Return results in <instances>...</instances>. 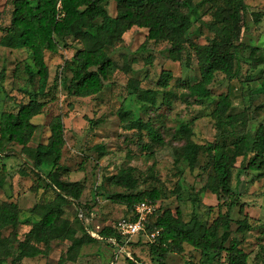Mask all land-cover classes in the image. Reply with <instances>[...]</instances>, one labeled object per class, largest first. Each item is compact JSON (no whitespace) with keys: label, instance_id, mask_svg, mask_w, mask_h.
Listing matches in <instances>:
<instances>
[{"label":"trees","instance_id":"16d2710c","mask_svg":"<svg viewBox=\"0 0 264 264\" xmlns=\"http://www.w3.org/2000/svg\"><path fill=\"white\" fill-rule=\"evenodd\" d=\"M11 0L9 25L0 26V51L24 50L29 53L31 66L27 68L29 82H37V89L29 94L27 103L19 106L16 112L0 111V158L7 157L12 145L21 146L23 166L29 168L32 175L43 181L45 187L54 193V197L46 202L33 206L31 213L37 216L22 239L18 237L20 226V208L16 200H5L0 204V264H22L25 258L49 256L53 242L69 244L66 255L76 260V255L82 247L99 241H111L117 252H125L126 239L120 235L117 224L115 227H104L96 236L84 226L83 210L80 200L84 186L80 182L63 180L68 169L61 164L62 151L65 146L63 116L57 115L49 123L50 135L45 144L32 148L29 143L38 125L33 118L41 115L46 103L41 99L48 96L46 91L49 70L45 55H56L61 46H67L68 40L80 45L75 52L71 68V78L66 87L69 97L89 98L102 92L109 83V69L114 62L109 52L123 42V35L136 27L147 30L146 41L167 43V52L172 59L184 61L188 65L191 58L197 62L200 80L186 86L187 97L201 105L210 100L215 86L217 74L232 81L239 77V64L236 53L244 46L239 41L242 33V11L245 10L244 0H222L221 5L211 4L202 15L211 16L205 21L199 14V9L210 0ZM114 3L115 16L109 12ZM264 13L254 16L258 23ZM1 17V15H0ZM193 23L203 26L212 38L205 44H196L187 38ZM248 60L256 62L255 66L264 61V49L249 47ZM176 57V58H175ZM129 71L127 62L122 67ZM264 70V69H263ZM3 78V70L0 72ZM170 72H162L157 85L166 89L172 80ZM135 96L142 102V108L148 110L156 107V92L144 90L137 83H131ZM259 91L264 95V77L259 81ZM231 94L228 90L217 96L210 117L219 131L220 139L226 133L231 142H214L201 145L193 140L192 125L186 122L178 123L172 134V139L179 146L173 148L177 162H185L190 171L201 169L206 176L203 190L215 195L219 203L227 205V212L219 215L211 224L206 225L194 218L191 227L182 218V213L176 209L162 211L156 207L155 212L145 221L143 234L157 232L153 242L149 244V256L152 264H165L171 253L182 254L184 245H190L199 250L203 256L218 257L222 252L228 255L229 264H247L248 256L239 248L238 242L229 240V213L234 207L242 210V205L234 198L231 186L233 171L238 159L239 172H255L259 178H264V124L249 131L245 124L244 131L233 133L240 122L241 116L229 114ZM120 120L124 128L130 131L145 132L149 141L148 147H163L165 141L159 131L149 122L140 119L133 120L132 115L120 112ZM222 135V136H221ZM217 140V136H216ZM144 148V147H142ZM206 158V164L200 166V158ZM50 160L51 168L42 174L43 166ZM135 169L126 166L109 179L113 186L126 192L113 194L110 199L126 207V217L135 220V206L140 202L157 205L161 193L157 189L136 191L138 180L134 177ZM20 174L26 173L20 170ZM3 180L0 179V186ZM69 203L78 205V218L70 222L64 217V207ZM122 220V219H121ZM250 228L247 219L238 222L237 232L243 233ZM11 229V233L2 237V232ZM222 231L221 233L219 231ZM81 235H78V234ZM129 244V243H128ZM128 264L137 262L127 256ZM61 256L58 264H64ZM75 264H80L75 262Z\"/></svg>","mask_w":264,"mask_h":264},{"label":"rangeland","instance_id":"374dc122","mask_svg":"<svg viewBox=\"0 0 264 264\" xmlns=\"http://www.w3.org/2000/svg\"><path fill=\"white\" fill-rule=\"evenodd\" d=\"M201 1L195 0L194 3ZM244 3L243 28L239 40L244 47L236 53L239 77L228 81L223 74H217L211 99L201 105L188 98L185 90L186 86L200 80L194 57L188 65L184 61L172 59L167 52V43L146 41L145 29H130L123 35L122 44L109 52L114 62V66L109 69L111 79L101 93L89 98L69 97L66 92L73 57L80 48L77 42L68 40L67 46L65 42L58 54L45 55L49 70L46 87L48 96L41 99L46 103L43 113L32 120L38 128L29 146L35 148L45 144L50 135V121L57 115L63 116L65 146L61 164L68 169V173L62 179L83 184L84 191L79 202L83 210L81 218L92 236H96L104 227H115L127 215L126 207L110 199L113 194L126 191L109 183L110 177L126 166L135 169L133 175L138 180L136 191L159 190L161 200L156 206L162 211L171 210L173 214L179 209L183 220L190 227L194 218L211 225L219 215L227 212L225 203L220 204L215 195L203 190L206 176L202 170L198 168L190 171L185 162L176 161L173 148L182 143L173 140L172 134L178 123L186 122L192 125L196 143L207 145L216 141L229 144L232 137L226 133L219 140V131L210 117L217 96L228 90L232 101L229 114L242 116L233 129L227 127L226 130L237 134L244 131L245 124L249 125V131L264 124V95L259 91V81L264 77V61L255 66L256 62L248 60L249 47L264 49V15L258 23L254 21L255 14L264 13V0H244ZM211 4L221 5L222 0L206 2L200 7L199 14L202 15ZM10 12L11 0H0V26L9 25ZM109 12L115 16L114 3L110 5ZM202 16L205 21L212 19L209 15ZM187 38L196 44H205L212 35L199 23H193ZM125 62L130 68L127 72L122 68ZM29 66L31 61L28 52L0 51V72L3 70V78L0 77V111L16 112L21 104L27 103L29 94L36 91L37 82L30 83L28 80ZM162 72H170L173 77L166 89L157 85ZM134 82L141 89L157 93L155 108H142V102L130 87ZM120 112L130 113L133 120L140 119L144 123L150 121L162 135L165 146H152L149 150L147 145L151 142L146 133L141 132L142 137L139 139L138 131L126 130L125 123L120 120ZM21 154V146L12 145L8 156L0 158V179L3 180L0 204L8 199L18 203L19 239L38 220L31 213L33 206L54 197L53 191L23 166ZM239 161L233 171L231 186L242 210L234 207L229 213L230 237L225 246L231 240L238 242L239 248L248 256L247 264H264V178H259L255 172L240 173ZM206 162L202 156L200 166L203 167ZM50 168L48 160L42 174H46ZM20 170L26 175L22 176ZM77 208L76 203L67 204L64 217L75 222L78 218ZM245 218L250 228L243 233L237 232L238 222ZM10 233L11 229H7L2 232V237ZM150 242L147 235L141 233L125 241V252H117L111 241H99L82 247L75 261L65 254L68 243L53 242L47 258H25L22 264H58L61 256L65 257L64 264H128V255L136 264H152ZM213 255L203 256L199 250L184 245V252L171 253L165 264H229L226 252L218 257Z\"/></svg>","mask_w":264,"mask_h":264},{"label":"built area","instance_id":"2783aa9c","mask_svg":"<svg viewBox=\"0 0 264 264\" xmlns=\"http://www.w3.org/2000/svg\"><path fill=\"white\" fill-rule=\"evenodd\" d=\"M156 205L147 202H140L135 206V220L130 221L122 219L117 223V229L121 236H123L126 241L134 236L143 233L145 230V221L152 215L156 210ZM158 231L147 235V238L153 242L157 236ZM92 235V234H91Z\"/></svg>","mask_w":264,"mask_h":264}]
</instances>
